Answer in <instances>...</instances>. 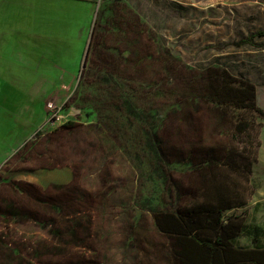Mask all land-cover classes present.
<instances>
[{
	"label": "rangeland",
	"instance_id": "rangeland-1",
	"mask_svg": "<svg viewBox=\"0 0 264 264\" xmlns=\"http://www.w3.org/2000/svg\"><path fill=\"white\" fill-rule=\"evenodd\" d=\"M171 2L176 16L184 17L186 24H174V31L169 28L173 33L170 38L155 34L144 22L135 30L100 34L98 29L91 37L84 65L93 64L95 71H100L93 73L95 76L114 70L134 84L161 79L163 90L185 92L189 86H199L189 80L210 67L209 63L230 58L239 64L254 56L264 59V36L255 38L260 46L226 45L251 31H264V0ZM102 10L108 12L105 7ZM1 17L4 20L6 16ZM5 38L0 39V50L9 57L3 62L15 71L7 68L4 72L14 86L0 87V138L9 130L15 141L26 132L30 136L22 145L14 143L3 157L8 161L0 166V264H173L170 241L157 229L154 211L184 207L193 201L202 176L189 167L188 161L197 162L213 154L224 163L229 159V149L237 154L243 148L254 151L257 143L260 147L264 143V119L248 110L213 108L196 99L173 103L166 98L164 107L137 108V119L129 129L107 119L104 123L108 129L90 106L79 101L69 104L68 98L60 104L61 117L44 125V101L32 103L26 115L22 90L16 85L22 80L21 73L25 79L27 73L21 71L25 65L33 77L48 74L45 66L38 73L33 70L37 54L54 57L50 55L54 41L30 42L28 47V41ZM72 42H63L62 55L55 56L59 57L56 64L63 68L81 64L85 46L75 56ZM23 89L31 91L30 95L35 90L25 85ZM40 90L44 95L49 89ZM83 93L90 98L92 90L78 91V95ZM104 93L115 94L116 90L107 88ZM258 94L264 104V85H259ZM102 97L95 104L99 109L105 107ZM121 102L126 115L134 119L128 105ZM71 107L79 108L80 116L72 117ZM67 122L73 124L63 126ZM243 122L250 126L239 130L237 124ZM248 154L252 158V152ZM34 165L69 170L71 180L38 185L21 179L43 169H33ZM257 175L258 171L256 182L249 183L253 193L248 203L253 194L264 197V183H258L262 178ZM230 214L225 212V216ZM244 216L245 223L250 221L248 225H264V207L252 219ZM246 235L244 228L236 242L252 247Z\"/></svg>",
	"mask_w": 264,
	"mask_h": 264
},
{
	"label": "trees",
	"instance_id": "trees-1",
	"mask_svg": "<svg viewBox=\"0 0 264 264\" xmlns=\"http://www.w3.org/2000/svg\"><path fill=\"white\" fill-rule=\"evenodd\" d=\"M97 31L95 23L91 37L94 38ZM262 35L263 30L257 31L227 42L226 45H255L254 38ZM91 37L85 46L82 60L86 52L89 53ZM86 65L80 71L79 84L69 97L68 103L79 101L81 105L90 106L98 113L99 122L108 129L110 127L104 123L107 119L114 125L128 128L129 124L132 125V121L135 122L137 119L138 114H135L138 112L137 108L150 106L153 110L154 106L164 107L166 98L171 99L173 103L184 99H196L208 103L213 108L232 107L248 110L256 117L264 119V109L257 103L255 84L243 77L234 76L219 66L207 67L198 75L191 77L189 81L196 82L199 86H189L183 92L175 89L163 90L161 85L164 82L161 79L149 84H134L133 80L114 73V70L101 71L102 73L95 76L93 73L100 71H95L93 64L89 67ZM107 88L116 90V95L104 93ZM83 89L92 90L90 98L84 93L78 95V91ZM100 95L104 99V109H99L100 107L95 105L98 104ZM119 100L128 105L127 108L131 114L133 113L134 119L130 114L126 115L124 108L118 103ZM68 123L73 124L67 122L63 126L67 127ZM249 126L247 122L237 124L239 130ZM131 144L133 146V143ZM259 145L256 144L258 147L254 151L243 148L237 154L235 149H229L226 157L229 159L224 163L217 160L213 154H208L197 162L188 161L189 167L198 170L202 176L201 185L196 188L193 201L184 207L160 208L154 211L153 215L157 229L170 241L173 264H264L263 246L247 247L236 242L245 226L244 214L232 213L225 216L226 211L245 205L253 193L249 180ZM251 152L252 158L248 154ZM133 155L137 157L136 150L133 151ZM34 166L36 167H32L33 169L44 168V165Z\"/></svg>",
	"mask_w": 264,
	"mask_h": 264
},
{
	"label": "crops",
	"instance_id": "crops-1",
	"mask_svg": "<svg viewBox=\"0 0 264 264\" xmlns=\"http://www.w3.org/2000/svg\"><path fill=\"white\" fill-rule=\"evenodd\" d=\"M171 1L172 0H0V30L5 31V33L0 34V39H8L5 37H16L17 40L28 41V47L30 46V42H32V45H37L39 41H54L50 43V46L54 49L50 55L54 57L49 59L46 58L44 54H37V66L33 70L38 73L40 68L42 69V66H45L48 69V74L42 76L38 73V75L33 77L31 76L32 72L28 73L26 65L23 66L24 63L22 64L23 68L21 71H25L27 74L24 79L20 72L22 80H20V83H18L19 85L16 86L20 87L22 90L23 112L29 115L31 111L30 106L36 101H44V105H46L47 102L61 104L71 96L78 86L80 71L85 66L84 62L82 63L83 60H81L80 65L75 62V65L68 68H63L62 65L56 64V60L59 61V57L56 59L55 56L62 55L61 49L64 45L63 42L73 41L71 45L76 48V52L73 54H75V56L80 55L81 49H83L90 40L95 23L101 34L104 32L115 33L118 30H135L136 25L140 26L144 22L155 34L170 38L173 33L169 31V28H172V31H174V24H186L183 23L184 17L182 18L181 16L179 18L176 16L177 13ZM178 3L181 2L178 1ZM104 7L107 8V13L102 10ZM15 9H18V11H15ZM97 15L99 16L97 17ZM1 16L6 17L3 20ZM12 17H14V20L11 21L10 19ZM188 17L187 14L185 21H187ZM121 25L123 26L121 27ZM254 32L255 31H251L250 33ZM255 38L253 40L255 45L252 46H260L258 44L256 45L257 41ZM85 55L87 56L88 53L86 52ZM86 56L84 57L86 58ZM5 57L9 56L5 54L3 50H0V87L3 88L14 86L7 81V75L4 74V72L7 71L6 69L10 68L15 71L14 67L3 62ZM24 57L28 61L29 53H26ZM247 60L248 61H243L238 64L239 61L236 62L229 58L220 63L214 61L209 63V65H219L227 69L232 75L243 77L254 83L257 90V103L264 109V104L261 102L258 94L259 85H264V59L254 56ZM86 66L89 67V65ZM31 77H33L32 80ZM31 81L32 83H30ZM24 85L26 88L35 89L31 95V91L23 89ZM42 88L49 90L45 91L44 95H41L40 89ZM24 105H26V107H24ZM43 111L47 113L45 106ZM29 136L28 132H26L20 135V138L15 141L12 130L5 132V137L0 138V166L8 161V158L3 157L10 152L14 143H20L22 145L27 141ZM257 171L259 173L257 176L262 178L258 183H264V143L259 147L257 159L252 164V173L249 183L252 184L256 182L254 178ZM71 176V172L66 169L57 168L48 170L43 168L35 172L31 171L28 176L22 175L20 178L34 184L48 185L52 183L68 182L71 180ZM263 207L264 197H261L259 194H253L249 203L247 202L245 205L232 208L229 211L235 214L243 213L248 217L247 219H252L255 215L261 213ZM246 221L244 226L247 234L246 240H249L252 246L264 247V225L259 222H251L248 225L250 221Z\"/></svg>",
	"mask_w": 264,
	"mask_h": 264
},
{
	"label": "built area",
	"instance_id": "built-area-1",
	"mask_svg": "<svg viewBox=\"0 0 264 264\" xmlns=\"http://www.w3.org/2000/svg\"><path fill=\"white\" fill-rule=\"evenodd\" d=\"M46 106H47V116L44 125L55 123L61 117L60 110L62 109L63 106L60 104H55L53 102H47ZM80 113L81 111L79 108L71 107L69 110V114L72 117L74 116L78 117L80 116Z\"/></svg>",
	"mask_w": 264,
	"mask_h": 264
},
{
	"label": "water",
	"instance_id": "water-1",
	"mask_svg": "<svg viewBox=\"0 0 264 264\" xmlns=\"http://www.w3.org/2000/svg\"><path fill=\"white\" fill-rule=\"evenodd\" d=\"M86 56V55H85ZM85 58V57H84ZM83 62H84V59H83Z\"/></svg>",
	"mask_w": 264,
	"mask_h": 264
}]
</instances>
